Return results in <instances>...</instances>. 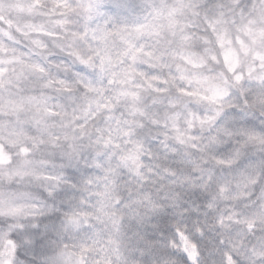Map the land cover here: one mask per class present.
<instances>
[{
    "label": "clouds",
    "instance_id": "obj_1",
    "mask_svg": "<svg viewBox=\"0 0 264 264\" xmlns=\"http://www.w3.org/2000/svg\"><path fill=\"white\" fill-rule=\"evenodd\" d=\"M0 264H264V0H0Z\"/></svg>",
    "mask_w": 264,
    "mask_h": 264
}]
</instances>
